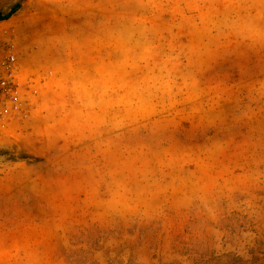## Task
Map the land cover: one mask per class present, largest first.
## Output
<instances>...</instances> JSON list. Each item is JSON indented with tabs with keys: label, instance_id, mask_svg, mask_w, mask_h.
I'll use <instances>...</instances> for the list:
<instances>
[{
	"label": "rangeland",
	"instance_id": "rangeland-1",
	"mask_svg": "<svg viewBox=\"0 0 264 264\" xmlns=\"http://www.w3.org/2000/svg\"><path fill=\"white\" fill-rule=\"evenodd\" d=\"M0 264H264V0H0Z\"/></svg>",
	"mask_w": 264,
	"mask_h": 264
},
{
	"label": "trees",
	"instance_id": "trees-1",
	"mask_svg": "<svg viewBox=\"0 0 264 264\" xmlns=\"http://www.w3.org/2000/svg\"><path fill=\"white\" fill-rule=\"evenodd\" d=\"M18 8V4H15L7 12H0V21L9 19L18 10Z\"/></svg>",
	"mask_w": 264,
	"mask_h": 264
}]
</instances>
